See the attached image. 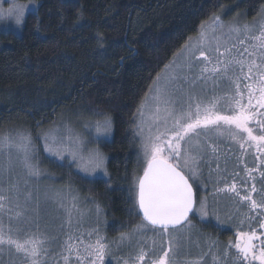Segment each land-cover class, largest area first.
<instances>
[{
	"label": "trees",
	"instance_id": "1",
	"mask_svg": "<svg viewBox=\"0 0 264 264\" xmlns=\"http://www.w3.org/2000/svg\"><path fill=\"white\" fill-rule=\"evenodd\" d=\"M234 0H40L17 32L0 33V132L32 133L65 111L112 119L108 179L72 181L116 227L138 221L133 181L140 165L138 109L153 80L220 5ZM264 0H242L249 18ZM143 171L141 172V174Z\"/></svg>",
	"mask_w": 264,
	"mask_h": 264
},
{
	"label": "snow or ice",
	"instance_id": "2",
	"mask_svg": "<svg viewBox=\"0 0 264 264\" xmlns=\"http://www.w3.org/2000/svg\"><path fill=\"white\" fill-rule=\"evenodd\" d=\"M24 7L26 6L14 4L7 10L0 9V19L14 17L19 26L22 23ZM201 27L204 29V25ZM217 27L225 26L219 17H214L212 28L214 30ZM252 27L247 24L242 28L235 25L229 26V34L235 35L238 44L243 45L245 39L255 41L251 51L245 47L243 52L237 49L233 54L236 44H232L221 52L220 41L215 37L214 32L209 38L206 31H201L200 38L195 42L200 56L195 55L191 38L178 54L185 56L189 71L192 70L193 61L199 60L200 57L208 64H212V67L205 64L200 68L199 74L192 80L193 87L196 81L207 84L209 80L215 86L220 79L232 84L234 92L227 97L231 114H220L217 110L219 99L204 104L191 91L184 93L183 97L173 99L169 95V87L180 79L178 75H168L163 88L159 86L160 77H158L154 82L157 86L149 90L152 93L154 110L148 117L151 121L148 124L149 135L142 145L145 166L143 174L136 178L135 200L129 209L130 212L138 209L139 213H142L140 224L134 226L130 232H122L116 240L111 242L99 234L98 228L86 234L87 242L83 238L84 234L78 237L68 235L60 246L61 251L53 253L50 245L56 237L48 238L45 235H38L23 226L13 227L12 220H20L24 213L18 211L14 217L9 215L11 208H6L4 203L9 200V197L0 194V264H16L13 257H19L23 264H48L49 259H53L54 264H105V258L113 254L112 244L116 245L117 250L124 247L135 248L134 254L123 260L122 264H203L202 257L190 259L185 254V241H190V233L187 236L178 234L185 226L191 227L189 213L195 210L192 184L185 176L183 168L191 165L192 176L197 175L198 161L202 160L203 156L197 157L193 152L205 150V145L199 143V137L202 133L207 136L209 132H215L221 137L227 134L230 139L239 144L241 149L245 148V145L254 147L260 154L257 158L264 157V25L260 26L259 35H250ZM242 35L244 38H241ZM211 40H215L216 43L215 48L211 49L217 54L214 62L204 51ZM170 68L171 65H166V72ZM242 80L248 83L242 86ZM148 99L145 97L146 101ZM145 107L147 104L142 103L138 109L141 123L137 125V132L140 135H143L146 124ZM253 122L255 128L250 126ZM110 129L109 117L104 119L103 124L97 121V134L108 133ZM153 129H155L154 134ZM43 139L45 140L44 150L52 156L63 160L64 151H69L73 159L77 158L80 147L78 137L66 138L76 145L72 149L64 143V137L58 139L55 135L51 137L45 135ZM49 139H51L50 143ZM207 147L211 148L213 153L216 152V147L213 145H207ZM13 149L19 154L20 162L27 175L38 178L41 170L35 159L31 136L20 133L15 139L11 135L0 137V152L7 150L9 153L8 166L4 171L11 170L10 153ZM90 162L94 169L100 168L103 166L104 158L99 152H95L91 154ZM261 163H264V159ZM252 171L256 169L248 170L250 177ZM260 176L264 178V172H260ZM14 188L18 190V185L9 186L10 191ZM218 191L234 193L240 200L249 202L251 210L264 209V190H262L261 201L253 199L252 193L257 192L255 184L243 196L235 184ZM56 196L60 197V194L57 193ZM78 199L77 196L71 197V208L83 216V212L77 206ZM16 207L19 208L20 205L17 203ZM205 207V202L202 200L200 208L202 215H207L204 211ZM101 211L97 205L96 215L99 216ZM5 215L9 216L7 225L4 223ZM67 215L68 223L71 224L72 211L67 210ZM26 223V220L21 221V225ZM259 228L264 229V219L259 223ZM149 229L157 235L167 237V240H162L157 246L153 239L148 246L145 233ZM22 234L23 238H21ZM93 236H95L94 240ZM5 257L8 258L5 259ZM218 259V255L213 257L214 264ZM223 264H264V234L258 235L256 229L237 231L235 241L231 242L223 253Z\"/></svg>",
	"mask_w": 264,
	"mask_h": 264
},
{
	"label": "rangeland",
	"instance_id": "3",
	"mask_svg": "<svg viewBox=\"0 0 264 264\" xmlns=\"http://www.w3.org/2000/svg\"><path fill=\"white\" fill-rule=\"evenodd\" d=\"M241 1L242 0H234L230 3H224L220 5L218 10L201 24V26L204 25V29H202L200 26L198 32L190 37L193 42V51H195V55L197 57L200 56V53L198 50H196L195 42L200 38L201 31H206L209 38L213 36L214 32L215 37L220 41L221 52L224 51L225 47H230L232 44H236V49H233V54L236 53L237 49L240 52H243L245 47H248L250 51L253 50L252 46L255 44V41L252 39H245V43L243 45L238 44L235 35L229 34V26L235 25L242 28L243 25L247 24L253 26L250 35H259L260 26L264 25V4L261 6L257 15L249 18L245 10L240 5ZM14 4L26 6L22 9V23L18 26L14 17L0 19V33L6 31H19L27 15L37 10L40 0H0V9L7 10ZM214 17H219L220 21L225 27H217L213 30L212 25ZM241 38H244L243 35ZM188 42L189 40L186 42V44ZM184 46L167 64L171 65V68L166 72L164 67L163 70L157 74L149 90L157 86L154 82L157 81L158 77H160L159 86L163 88L168 75H178L180 79H178L169 87V95L173 99L183 97L184 93L191 91L194 92L197 99H199L204 104L210 103L214 99H219L217 110L220 112V114H231L228 109L227 97L232 95L234 92L232 84L227 80L220 79L218 84L215 86L213 85V82L209 80L207 84L196 81L195 86L193 87V78L199 74L200 68L205 64H208V62L204 61L203 58L200 57L199 60L193 61L192 70L189 71L188 67L186 66L185 56L178 55ZM215 46V40H211L209 46L204 48L205 54L208 55L213 62L217 59V54L211 51V49L215 48ZM245 56L247 57V53H245ZM174 61L175 63H173ZM208 66L212 67V64H208ZM246 83H248V81H241L242 86ZM149 90L145 95V97H148L149 99L146 101L144 97L143 101L141 102V104H147V107L144 108V119L146 124L143 135H140L137 132V125L141 123V118L138 113L135 124V130L139 140L140 148V165L137 176L133 181L134 184L131 187L134 200L135 181L145 166L142 145L144 140L149 135L148 124H150L151 121L148 119V117L151 111L154 110V105L151 100L152 93ZM221 101L225 103L222 104ZM106 117L108 116L90 115L88 117H84L78 111H65L59 117L56 123L48 127H43L35 133L23 128L7 129L0 132V137L11 135L15 139L17 138L18 134L23 133L30 135L32 138L35 149V159L39 163L41 175L38 178L28 176L26 170L20 162L19 154L15 149H13L10 153L12 161L11 170L4 171V169L8 166L9 153L7 150L0 152V194L9 197V200L4 202L6 208H11V213H9V215L14 217L15 213L18 211L24 213L20 220H12L11 223L13 227L23 226L38 235H45L48 238L56 237V239L50 245L53 253H59L61 251L60 246L67 239L68 235L78 237L81 236V234H84L83 238L85 239V242H87L88 238L86 234L88 232H92L98 228L100 233L103 231V228L108 227L111 224V222L107 219L106 212L102 205L96 200L95 197L82 194L79 188L73 184V178L71 176V173L74 172L88 180L108 179V172L106 168L108 157L97 147V142L110 141L112 137V119L109 117L111 119V129L108 133L97 134L96 131L97 121L103 124V121ZM154 131L155 129H153V134ZM45 135H49V137H51V135H55L58 139L64 137V143L67 144L70 149L75 148L76 145L72 144L66 138L68 136H71L73 139L78 137L80 147L77 153V158L73 159L69 151H64L63 160H60L58 157L52 156L46 152L44 150L45 140L43 139ZM216 137L218 136L214 135L213 132H209L207 136L202 133L199 137V143L205 145V150L193 152V154L197 157L203 156V159L198 161V171L195 177H193L191 174V165L189 167L183 168L185 176L195 187L199 185V174L205 172L208 165L207 161H210L208 155L213 159L215 157L217 160L215 153H213L211 148L207 147V145H213L216 148H222L223 146H226L224 144L222 146L221 144L218 145L219 147H217V144H214ZM50 142L51 139H49V143ZM237 147L240 149L239 144ZM220 148L218 153L223 156V151H221ZM95 152H99V154L104 158V163L102 167L94 169L92 163L90 162V156ZM250 152H253V150H249V153ZM81 157L83 158L81 159ZM228 163L226 165H228ZM209 168L214 169L213 164H211ZM10 185H18V190L14 188L10 191ZM57 193L60 194V197L56 196ZM72 196H77L79 198L77 201V206L83 212V216L71 208ZM209 201L210 206L213 209L214 204L212 203L211 199ZM17 203L20 205L19 208L16 207ZM61 204H63V207H61ZM97 205H99L100 209L102 210L99 216H97L95 213V208ZM200 208L201 201L197 200L195 219L198 220L204 216L201 214ZM67 210L72 211L71 224L68 223ZM25 220L27 223L21 225V221ZM4 223L6 225L9 223L8 215L4 216ZM140 223L141 222H138L136 225ZM37 225L39 226L38 228ZM134 226H132L129 230H125L124 232H130ZM114 231L117 232V235H111L110 239H108L110 242L111 238L116 239L119 237L118 234L120 235L122 233L121 228L118 226L116 229L111 230V232ZM103 232H105V230ZM178 234L183 236L181 229ZM148 236H152L154 239L158 240L164 237L157 235L151 229L145 233V237ZM21 238H23V234ZM92 239L94 240L95 236H93ZM187 248L188 244L185 241V251ZM116 250V245H112V253L116 252ZM120 250L122 252H130L134 251L135 248L130 249L128 247H124ZM7 258L8 257H5V259ZM13 259H15L16 264H23L19 257H13ZM48 264H54V260L49 259Z\"/></svg>",
	"mask_w": 264,
	"mask_h": 264
},
{
	"label": "flooded vegetation",
	"instance_id": "4",
	"mask_svg": "<svg viewBox=\"0 0 264 264\" xmlns=\"http://www.w3.org/2000/svg\"><path fill=\"white\" fill-rule=\"evenodd\" d=\"M221 102L222 104L225 103ZM250 126L255 128V123L253 122ZM213 134L216 135L215 132ZM214 141L217 147L221 144L222 146L223 144L226 145L222 148L219 147L223 151V156L218 153L219 148H216L215 152L217 160L215 157L213 159L208 155L210 161H207L208 165L205 172L199 174V185L197 187L192 185L195 194V210L189 218L191 227L185 226L181 229L183 236H187L190 233L191 237L190 241H186L188 244V248L185 251L186 256L190 259L202 257L203 264H214L213 257L217 255L219 259L216 264H223V253L228 245L235 241L237 231L256 229L258 235L264 234V229L259 228V223L264 219V209L251 210L250 203L240 200L234 193L218 191V189H225L235 184L237 190L243 196L255 184L257 192L252 193L253 199L258 202L261 201L262 190H264V178L260 176V172H264V163H261L264 157L258 159L257 157L260 154L255 151L254 147H249L248 145H245L243 149H238V144L230 139L227 134L222 137H216ZM249 150H253V152L249 153ZM227 163L228 165H226ZM211 164H213L214 169L209 168ZM251 169H256V171H252L250 177L248 170ZM189 183L191 184L190 181ZM134 191H136L135 187ZM210 199L214 204L213 209L210 206ZM197 200H203L206 205L205 209L207 208L206 210L204 209L207 215L199 218V220L195 219ZM135 211L139 217L138 222H141L142 219L138 209H135ZM112 226L113 223L103 228L105 232L101 231L99 233L101 236L106 237L107 241L111 235H117V232H111ZM121 232H124L123 228H121ZM145 239L148 246H150L154 238L148 236ZM114 240L116 239L111 238V241ZM154 240L159 246L162 240H167V237ZM232 251L234 255V250ZM134 252L135 250L130 252H122L120 249L116 250L111 256L105 258V264H122V261L128 259Z\"/></svg>",
	"mask_w": 264,
	"mask_h": 264
},
{
	"label": "water",
	"instance_id": "5",
	"mask_svg": "<svg viewBox=\"0 0 264 264\" xmlns=\"http://www.w3.org/2000/svg\"><path fill=\"white\" fill-rule=\"evenodd\" d=\"M143 174V173H142ZM193 193H194V191H193ZM194 199H195V194H194ZM194 209H195V204H194ZM139 212V211H138ZM193 212H191V213H189V218H190V216H191V214H192ZM139 215H140V217H141V219H142V213H139Z\"/></svg>",
	"mask_w": 264,
	"mask_h": 264
}]
</instances>
